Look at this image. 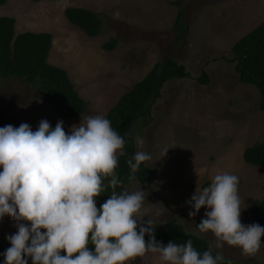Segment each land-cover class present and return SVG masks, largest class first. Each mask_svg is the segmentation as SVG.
I'll use <instances>...</instances> for the list:
<instances>
[{
    "label": "rangeland",
    "instance_id": "obj_1",
    "mask_svg": "<svg viewBox=\"0 0 264 264\" xmlns=\"http://www.w3.org/2000/svg\"><path fill=\"white\" fill-rule=\"evenodd\" d=\"M179 1L186 28L175 40L172 0H4L0 15L14 17V34L51 33L47 61L65 68L87 103L77 116L61 117L21 80L0 78V127L27 123L35 131L41 120L52 128L62 120L70 134L82 118L104 116L156 60L171 54L189 75L167 79L150 106L148 120L132 123L135 151L150 154L151 160L143 163L154 168L148 180L124 184L129 193L144 192V216L138 224L175 219L203 236L232 264H264V237L255 256H245L240 248L227 244L217 249L214 235L197 227L210 209L202 207L196 216L188 215L194 210L188 203L192 195L210 186L212 177L221 172L239 178L243 224H252L249 208L264 197V163L252 165L241 156L244 147L264 137V109L258 107L256 87L240 82L233 63L223 58L230 56L235 39L264 19V0ZM68 5L95 11L99 32L87 35L68 21L63 14ZM110 37H115L114 47L102 48ZM201 69L207 73V83L195 79ZM16 225L8 215L0 218V236L15 234ZM128 264L161 262L158 254L148 253Z\"/></svg>",
    "mask_w": 264,
    "mask_h": 264
},
{
    "label": "clouds",
    "instance_id": "obj_2",
    "mask_svg": "<svg viewBox=\"0 0 264 264\" xmlns=\"http://www.w3.org/2000/svg\"><path fill=\"white\" fill-rule=\"evenodd\" d=\"M63 124L60 120L52 128L41 120L35 131L27 123L0 127V218L10 216L18 228L7 237L11 247L3 253L4 264H28L26 257L32 264H128L148 253L158 254L161 264H224V255L214 256L211 245L202 255L191 240L164 245L155 238L152 220L138 224L145 195L115 191L125 141L109 119L84 117L70 134ZM149 160L150 154L140 151L127 164L135 173ZM238 184L234 174L214 175L210 186L188 201L194 209L188 215L210 209L197 227L214 235L215 248L227 244L255 256L264 227L241 222ZM109 187L112 193L98 209L96 197Z\"/></svg>",
    "mask_w": 264,
    "mask_h": 264
},
{
    "label": "trees",
    "instance_id": "obj_3",
    "mask_svg": "<svg viewBox=\"0 0 264 264\" xmlns=\"http://www.w3.org/2000/svg\"><path fill=\"white\" fill-rule=\"evenodd\" d=\"M4 0H0L2 4ZM176 6L172 21L174 39L178 40L184 33L186 23L183 19V7L179 0H172ZM68 21L79 27L87 35H95L100 29L98 14L83 6L68 5L63 9ZM14 17L0 15V78H17L36 92L37 97L46 101L54 113L61 117H74L80 114L87 101L74 88L64 68L47 61V53L51 45V33L48 31L23 30L14 34ZM115 37H110L101 43L104 49L114 47ZM233 63V70L240 82L249 83L258 90V107L264 109V19L247 32L239 36L230 45V56L223 57ZM183 63L178 62L171 54L156 60L151 67L131 87L121 93L115 102L109 106L104 116L110 120L111 126L125 141L124 155L118 157L116 169L117 178L121 183L115 188L120 194L126 182L137 180L144 182L154 173V168L139 165L138 171L132 173L127 161L136 154L134 148V133L132 123L136 119L148 120L151 104L160 95V87L170 78L188 76ZM200 83H207L208 76L201 69L195 77ZM243 160L252 165L264 163V137L243 148ZM130 177H134L131 178ZM108 181L105 180L107 185ZM128 192V191H127ZM112 189L106 190L96 197V205L100 206L109 198ZM129 193V192H128ZM252 224L264 226V197L256 200L249 208ZM154 235L157 241L167 245L170 241L184 244L192 241L193 247L201 253L209 248L207 240L198 234L186 230L175 219H167L155 224ZM9 235L0 236V264H4L3 253L11 247L7 239ZM149 239L145 234V240ZM88 248L94 251L91 243ZM218 252L213 249V255ZM62 255L64 253H61ZM225 257V256H224ZM28 264L32 259L26 257ZM230 260L225 257L224 264Z\"/></svg>",
    "mask_w": 264,
    "mask_h": 264
},
{
    "label": "crops",
    "instance_id": "obj_4",
    "mask_svg": "<svg viewBox=\"0 0 264 264\" xmlns=\"http://www.w3.org/2000/svg\"><path fill=\"white\" fill-rule=\"evenodd\" d=\"M52 37V36H51ZM50 46H52V38H51V45ZM49 51V50H48ZM57 66H59L58 64H57ZM61 67V66H60ZM63 68V67H62ZM65 69V68H64ZM66 71V70H65ZM66 73H67V71H66Z\"/></svg>",
    "mask_w": 264,
    "mask_h": 264
}]
</instances>
